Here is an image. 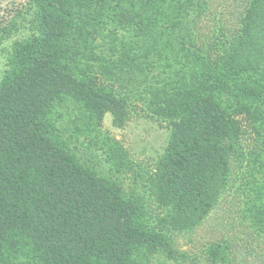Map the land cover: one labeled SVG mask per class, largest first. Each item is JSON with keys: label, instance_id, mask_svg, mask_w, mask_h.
<instances>
[{"label": "trees", "instance_id": "trees-1", "mask_svg": "<svg viewBox=\"0 0 264 264\" xmlns=\"http://www.w3.org/2000/svg\"><path fill=\"white\" fill-rule=\"evenodd\" d=\"M203 8L204 0H28L27 33L12 42L0 79V264L177 261L170 234L211 211L240 118L264 129V0H249L217 50L195 40ZM138 103L169 128L150 186L165 210L155 220L141 195L120 186L129 161L99 129L105 111L123 115ZM256 194L248 212L264 232V187ZM206 257L230 264L229 245Z\"/></svg>", "mask_w": 264, "mask_h": 264}, {"label": "rangeland", "instance_id": "rangeland-1", "mask_svg": "<svg viewBox=\"0 0 264 264\" xmlns=\"http://www.w3.org/2000/svg\"><path fill=\"white\" fill-rule=\"evenodd\" d=\"M248 2L204 0L203 12L193 30L197 44L217 50L238 29ZM27 3L28 0H0V79L12 42L27 33L22 17H26L23 12ZM11 22L15 27H9L11 34L6 38L2 29ZM240 122L241 136L236 153L229 158L224 189L201 224L170 234L177 261L168 264H209L207 249L222 243L229 245L230 264H264V232L254 226L248 212L256 192L264 187V129H255L245 118ZM99 129L126 153L129 165L117 175L124 192L141 195L151 219L159 218L165 210L155 202L150 186L168 141L167 124L148 115L138 103L124 109L123 115L105 111ZM154 257V264L164 262L161 255Z\"/></svg>", "mask_w": 264, "mask_h": 264}]
</instances>
